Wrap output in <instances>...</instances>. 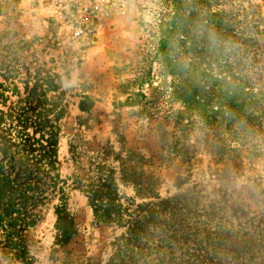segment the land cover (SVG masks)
<instances>
[{"label":"rangeland","instance_id":"obj_1","mask_svg":"<svg viewBox=\"0 0 264 264\" xmlns=\"http://www.w3.org/2000/svg\"><path fill=\"white\" fill-rule=\"evenodd\" d=\"M182 4L0 0V112L58 141L61 190L28 238L34 264L110 263L127 228L97 222L73 181L98 163L139 202H172L163 219L181 201L199 239L220 227L235 250L222 264L245 246L264 264V0Z\"/></svg>","mask_w":264,"mask_h":264},{"label":"trees","instance_id":"obj_2","mask_svg":"<svg viewBox=\"0 0 264 264\" xmlns=\"http://www.w3.org/2000/svg\"><path fill=\"white\" fill-rule=\"evenodd\" d=\"M182 6V0H174L177 16ZM86 100L88 103H80L82 111H90L95 105L89 97ZM47 116L41 111L38 128H47ZM28 126L24 120L7 122L0 112V264H34L28 238L42 219L40 209L61 190L58 141L44 133L37 138ZM73 181L88 198L97 222L127 228L116 243L109 264H222L224 255L235 252L233 248H224L226 236L220 227L211 230L204 240L199 239L203 229L192 225L183 228L184 219L176 218L181 201L177 200L176 210L163 219L164 208L172 202L145 199L139 202L127 195L121 189L115 169L107 164L98 163L85 173H75ZM57 210L62 213L64 205ZM69 225L64 217L58 220L61 231ZM60 237L62 240L63 236ZM208 239L212 252L198 253L196 247ZM181 243L186 248L177 255ZM240 252L248 254L242 257L241 264H254L256 253L251 246Z\"/></svg>","mask_w":264,"mask_h":264}]
</instances>
